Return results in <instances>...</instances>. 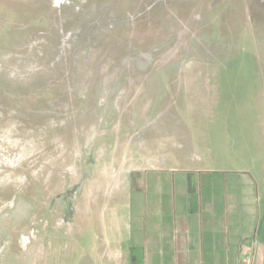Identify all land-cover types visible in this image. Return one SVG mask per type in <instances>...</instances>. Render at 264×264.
Instances as JSON below:
<instances>
[{
	"label": "rangeland",
	"instance_id": "374dc122",
	"mask_svg": "<svg viewBox=\"0 0 264 264\" xmlns=\"http://www.w3.org/2000/svg\"><path fill=\"white\" fill-rule=\"evenodd\" d=\"M200 71L204 93L169 89ZM150 125L216 178L261 172L264 0H0V264H35L21 224L129 181Z\"/></svg>",
	"mask_w": 264,
	"mask_h": 264
},
{
	"label": "crops",
	"instance_id": "0c3cea01",
	"mask_svg": "<svg viewBox=\"0 0 264 264\" xmlns=\"http://www.w3.org/2000/svg\"><path fill=\"white\" fill-rule=\"evenodd\" d=\"M204 75L190 84L182 72L169 89L199 95ZM155 130L148 126L134 143L139 165L129 181L106 175L110 181L85 185L68 218L38 219L35 237L21 224L19 255L28 260L31 252L35 264H241L249 253L250 264H264V168L240 180L216 178L210 161H193V143L178 148L179 140Z\"/></svg>",
	"mask_w": 264,
	"mask_h": 264
},
{
	"label": "built area",
	"instance_id": "2783aa9c",
	"mask_svg": "<svg viewBox=\"0 0 264 264\" xmlns=\"http://www.w3.org/2000/svg\"><path fill=\"white\" fill-rule=\"evenodd\" d=\"M240 261H241V264H250L251 262V256L250 254H241V257H240Z\"/></svg>",
	"mask_w": 264,
	"mask_h": 264
}]
</instances>
